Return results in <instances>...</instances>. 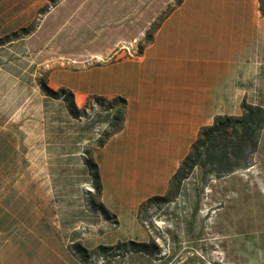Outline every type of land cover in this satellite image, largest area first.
Segmentation results:
<instances>
[{
  "label": "rangeland",
  "instance_id": "rangeland-1",
  "mask_svg": "<svg viewBox=\"0 0 264 264\" xmlns=\"http://www.w3.org/2000/svg\"><path fill=\"white\" fill-rule=\"evenodd\" d=\"M175 2L0 0L1 36L31 28L0 45V264H264V124L252 166L190 177L181 195L151 206L143 224L94 205L87 160L96 161L109 115L121 109L96 90L133 105L131 86H113L122 65L110 64L144 50ZM203 2L185 0L162 33L182 31L181 19ZM45 87L71 91L75 111ZM129 241L149 243L148 251Z\"/></svg>",
  "mask_w": 264,
  "mask_h": 264
},
{
  "label": "crops",
  "instance_id": "crops-1",
  "mask_svg": "<svg viewBox=\"0 0 264 264\" xmlns=\"http://www.w3.org/2000/svg\"><path fill=\"white\" fill-rule=\"evenodd\" d=\"M184 1L167 15L161 34L153 35L144 50L110 64L122 65L113 71V86L133 89V105L124 98L120 129L98 146L94 161L99 202L115 220L140 223L139 206L167 193L169 180L199 129L216 115H239L242 101L261 106L264 115L259 88L264 86V15L259 1L224 0L211 8L206 0L181 19L182 31L163 34L164 23ZM157 44L159 51L149 52ZM96 94L107 99L119 96L98 90ZM261 140L262 134L259 145ZM141 166L146 175L139 173ZM198 176L201 172L196 168L190 177L194 181Z\"/></svg>",
  "mask_w": 264,
  "mask_h": 264
},
{
  "label": "trees",
  "instance_id": "trees-1",
  "mask_svg": "<svg viewBox=\"0 0 264 264\" xmlns=\"http://www.w3.org/2000/svg\"><path fill=\"white\" fill-rule=\"evenodd\" d=\"M183 0H176L173 8L170 9L165 17L172 10L180 5ZM261 12L264 15V0H258ZM158 23L155 24L157 27ZM31 30L30 27H22L17 31L11 32L9 35H0V45L18 38L22 34H27ZM147 42L151 40L153 34H147ZM47 93L51 96L61 95L67 101L71 111H75L76 105L73 99V93L65 89L59 92L45 87ZM113 101V102H112ZM111 103H120L121 109L112 115L110 123L111 132H105L104 137L98 141L101 146L106 137L112 132L118 131L123 119L122 107L125 104L123 97H115ZM119 113V115H118ZM264 115L263 108L258 105H252L245 101L241 103V113L239 115H216L213 122L209 125L202 126L195 140L192 142L189 152L181 160L177 170L169 180V189L164 195H157L148 198L138 208L137 218L143 224L147 210L153 205L168 203L174 200L180 192L182 183L188 179L193 170L198 168L201 176H221L230 174L235 170L247 168L250 165L251 154L257 149L261 130L263 129ZM95 178V192L99 195L100 187L98 181L97 165L92 160H87ZM95 207L103 215L109 217V211L102 202H95ZM129 248L136 251H148L149 243L129 241L126 243Z\"/></svg>",
  "mask_w": 264,
  "mask_h": 264
}]
</instances>
